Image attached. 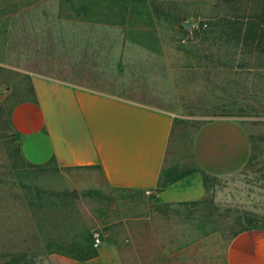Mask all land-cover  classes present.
Returning <instances> with one entry per match:
<instances>
[{"label":"rangeland","instance_id":"374dc122","mask_svg":"<svg viewBox=\"0 0 264 264\" xmlns=\"http://www.w3.org/2000/svg\"><path fill=\"white\" fill-rule=\"evenodd\" d=\"M144 1L143 14L121 15L76 14L61 0H0V264H74L98 249L96 231L124 264H227L235 233L264 228V51L227 43L234 30L214 25L217 15L252 17L257 5ZM35 74L171 112L163 170L173 174H202L196 142L217 119L241 124L250 155L231 175L205 172L204 198L175 203L110 187L97 166L31 164L10 114L32 97Z\"/></svg>","mask_w":264,"mask_h":264},{"label":"crops","instance_id":"0c3cea01","mask_svg":"<svg viewBox=\"0 0 264 264\" xmlns=\"http://www.w3.org/2000/svg\"><path fill=\"white\" fill-rule=\"evenodd\" d=\"M34 96L10 114L12 132L25 161L58 168L97 166L108 186L155 191L173 128L171 112L62 78L35 74ZM251 142L240 123L217 119L207 123L196 142L203 172L227 176L247 161ZM201 172L175 182L157 195L161 203L204 198ZM227 264H264V229L250 228L233 236ZM74 264H124L114 244Z\"/></svg>","mask_w":264,"mask_h":264},{"label":"trees","instance_id":"16d2710c","mask_svg":"<svg viewBox=\"0 0 264 264\" xmlns=\"http://www.w3.org/2000/svg\"><path fill=\"white\" fill-rule=\"evenodd\" d=\"M36 1H49V0H36ZM226 2L234 1L237 4L243 1L252 2V4L257 5L258 10L252 15V17H246L245 20L235 21L228 18L227 15L225 17H221L217 15V20L214 25L215 27H221L225 29H233L235 32V36L227 35L226 41L227 43L230 41L243 42L242 45H246V47H254L256 49L264 51V0H225ZM63 7L73 11L74 13H96V12H114L120 13L121 15L136 13L143 14L145 11L144 8H148V4L144 0H80L79 6L75 5L76 0H61ZM261 3V4H260ZM245 15V14H244ZM151 18V16L149 17ZM152 23L153 19H149ZM188 22V21H186ZM193 23V22H190ZM155 25V24H154ZM183 28H187L185 22L182 24ZM197 29L194 28L192 33L196 34ZM253 49V48H252ZM34 96V89L33 95ZM30 98V99H31ZM27 100V99H26ZM24 101V100H23ZM22 102V101H21ZM18 104V103H17ZM14 108V107H13ZM15 135V134H14ZM195 172V171H194ZM192 172L187 173H176L173 174L171 171L162 170L158 187L154 191L153 197H157L158 193L162 191L167 186L172 183L181 180L188 176ZM203 177L206 179L207 174L202 172ZM252 221H256L255 218L251 216ZM250 228H260L264 229L261 225L250 224L245 228H242L240 231L235 233L233 236L238 234L239 232L250 229ZM89 256L94 255V251L90 252Z\"/></svg>","mask_w":264,"mask_h":264},{"label":"built area","instance_id":"2783aa9c","mask_svg":"<svg viewBox=\"0 0 264 264\" xmlns=\"http://www.w3.org/2000/svg\"><path fill=\"white\" fill-rule=\"evenodd\" d=\"M145 193L149 196H153L154 195V191L153 190H145ZM103 244V236L99 231L94 232L93 234V245L96 248H99L101 245Z\"/></svg>","mask_w":264,"mask_h":264},{"label":"water","instance_id":"95a60500","mask_svg":"<svg viewBox=\"0 0 264 264\" xmlns=\"http://www.w3.org/2000/svg\"><path fill=\"white\" fill-rule=\"evenodd\" d=\"M185 25L190 30L194 27V25L192 23H190V22H185Z\"/></svg>","mask_w":264,"mask_h":264}]
</instances>
